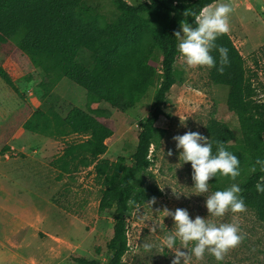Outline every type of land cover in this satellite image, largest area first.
<instances>
[{
	"label": "rangeland",
	"instance_id": "rangeland-1",
	"mask_svg": "<svg viewBox=\"0 0 264 264\" xmlns=\"http://www.w3.org/2000/svg\"><path fill=\"white\" fill-rule=\"evenodd\" d=\"M217 2L232 6L228 32L246 58L248 74L257 87V99L264 101V0H217L212 5ZM87 3L104 13L116 11L114 0ZM152 63L160 69V60ZM0 64L10 72L20 90H13L0 79V264H80L75 261L76 256L105 263L107 243L113 235V217L99 214L102 186L92 167L58 179L59 171L51 160L61 152L66 139L42 136L23 127L48 98L46 89L57 100L62 115L73 105L86 107V90L66 77L52 86L53 75L33 67L14 42L0 46ZM176 67L179 79L168 93L167 115L157 121V126L166 132L159 145L152 146L153 164L148 173L149 181L160 185L164 194L131 211L130 249L124 255L125 264H170V250L157 247L145 253L142 247L146 242L158 244L171 229L173 221L165 216L164 209L185 208L193 218L208 215L204 205L208 193H190V162L179 166L180 150L172 137L186 131L207 136V124L213 118L229 123L235 134L241 135L238 116L227 104L228 88L210 80L209 68H186L180 56ZM156 87L151 86L125 112L105 101L94 103V107L111 111L109 122L115 128L107 140L105 157L117 160L124 156L131 163L141 123L152 111ZM172 190L188 195L180 193L177 197ZM209 191H213L211 184ZM232 215L226 213L221 219L229 221ZM236 215L244 237L241 243L230 249L223 261L206 254L193 264H264V222L246 210Z\"/></svg>",
	"mask_w": 264,
	"mask_h": 264
},
{
	"label": "trees",
	"instance_id": "trees-1",
	"mask_svg": "<svg viewBox=\"0 0 264 264\" xmlns=\"http://www.w3.org/2000/svg\"><path fill=\"white\" fill-rule=\"evenodd\" d=\"M217 0H114L116 11L104 13L87 0H3L0 3V46L15 45L29 58L31 65L53 77L56 85L64 77L87 92L86 107L73 105L67 114L57 109V100L48 98L23 123V127L42 136L64 138V146L51 165L57 178L72 176L82 168L92 167L102 186L99 214L113 217V235L107 243L105 263L85 256L74 257L80 264H125L130 249L128 228L131 211L162 196L160 185L149 181L153 164L152 146L159 145L165 129L157 121L165 111L167 96L178 81L179 57L173 33L181 20L192 22V13ZM216 44L228 49L229 63L223 72L209 69L210 80L228 88L227 104L236 112L241 135L231 125L213 118L207 124V136L240 159L241 174L235 181L213 177V191L238 183L246 211L264 222V193L255 184L264 172L249 171L257 157L264 158V101L257 99V87L248 74L246 58L229 32L221 34ZM219 61V53H211ZM160 60V69L152 63ZM0 79L20 93L10 72L0 64ZM157 85L152 111L141 123L138 142L131 163L120 156H104L107 140L115 131L109 122L111 111L94 107L108 102L127 111ZM75 137L69 139V136ZM213 143V151H215ZM154 198V199H153Z\"/></svg>",
	"mask_w": 264,
	"mask_h": 264
},
{
	"label": "clouds",
	"instance_id": "clouds-1",
	"mask_svg": "<svg viewBox=\"0 0 264 264\" xmlns=\"http://www.w3.org/2000/svg\"><path fill=\"white\" fill-rule=\"evenodd\" d=\"M232 11L229 3L217 2L215 6L205 5L198 13H192L194 20L191 23L186 19L180 21L179 30L173 33V37L176 40L178 55L186 68L211 69L215 66L218 72L224 71V66L229 63L228 49L217 45L216 39L229 31ZM213 49L219 53V61L211 54ZM172 139L175 141V147L180 150L179 166L190 162L193 181V191L190 193H208L204 200L208 215H196L193 218L185 208H166L165 216H170L173 221L171 229L158 244L146 242L142 247L145 253L152 252L157 247L162 251L170 250L173 253L170 264H193V261L203 260L206 254L213 256L218 262L223 261L225 254L239 245L244 238L236 214L244 212L246 204L238 183L234 182L210 192L209 181L217 176L235 181L241 174L240 159L228 150L223 142H213L198 131H186L174 135ZM213 143L216 145L215 151ZM168 155H172L171 150ZM257 168L264 172V158L257 157L249 171L255 173ZM255 189L258 193H264V176L257 181ZM173 193L177 197L180 193L184 194L182 191ZM226 213L233 214L231 220L221 219Z\"/></svg>",
	"mask_w": 264,
	"mask_h": 264
}]
</instances>
